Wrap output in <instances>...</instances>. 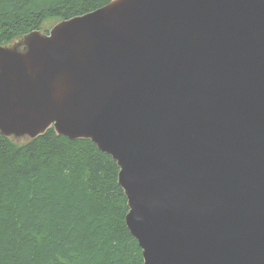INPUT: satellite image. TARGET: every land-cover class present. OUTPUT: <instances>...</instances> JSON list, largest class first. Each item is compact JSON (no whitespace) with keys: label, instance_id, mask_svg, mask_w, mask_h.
<instances>
[{"label":"water","instance_id":"obj_1","mask_svg":"<svg viewBox=\"0 0 264 264\" xmlns=\"http://www.w3.org/2000/svg\"><path fill=\"white\" fill-rule=\"evenodd\" d=\"M115 161L143 264H264V0H113L0 45V135Z\"/></svg>","mask_w":264,"mask_h":264},{"label":"trees","instance_id":"obj_2","mask_svg":"<svg viewBox=\"0 0 264 264\" xmlns=\"http://www.w3.org/2000/svg\"><path fill=\"white\" fill-rule=\"evenodd\" d=\"M111 1L0 0V45ZM118 172L91 141L52 128L24 142L0 135V264H143Z\"/></svg>","mask_w":264,"mask_h":264},{"label":"rangeland","instance_id":"obj_3","mask_svg":"<svg viewBox=\"0 0 264 264\" xmlns=\"http://www.w3.org/2000/svg\"><path fill=\"white\" fill-rule=\"evenodd\" d=\"M33 5V4H32ZM30 5H28V6H26V7H19V10H21V9H26V8H28ZM59 22H61V21H59ZM59 22H55V21H50V22H47V23H44L43 25H42V27H41V30H39L38 32H40L41 34H45V35H47L48 33H49V31L56 25V24H58ZM45 31V32H44ZM22 38V37H21ZM21 38H15V39H13V40H11L10 42H8V43H5V44H2V45H9V44H11L12 42H14V41H16V40H19V39H21ZM12 140H14V139H12ZM14 141H17V142H24L25 140H14Z\"/></svg>","mask_w":264,"mask_h":264},{"label":"bare ground","instance_id":"obj_4","mask_svg":"<svg viewBox=\"0 0 264 264\" xmlns=\"http://www.w3.org/2000/svg\"><path fill=\"white\" fill-rule=\"evenodd\" d=\"M45 32V31H44Z\"/></svg>","mask_w":264,"mask_h":264}]
</instances>
